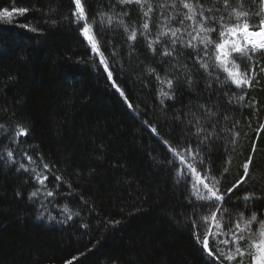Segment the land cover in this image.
Here are the masks:
<instances>
[{"label":"trees","instance_id":"trees-1","mask_svg":"<svg viewBox=\"0 0 264 264\" xmlns=\"http://www.w3.org/2000/svg\"><path fill=\"white\" fill-rule=\"evenodd\" d=\"M39 2L55 8L60 18L70 15L74 7L71 0ZM36 3L15 0L12 5L11 0H0V8H32ZM86 7L95 11L97 0H87ZM38 16L30 12L19 20L37 24ZM39 26L47 27L42 22ZM33 36L18 26L0 25V116L8 119L5 108L9 114L25 115L33 128L30 143L38 145L56 163V174L76 188L72 210H80L82 195L94 211L85 209L67 224L38 220L27 200L31 188L24 176L0 170V264H65L73 257H79L73 264H203L202 248L196 245L190 224L173 219V209L176 215L191 211L180 207L187 186L176 187L171 178L174 169L157 165L156 161L167 160L171 153L151 132V125L157 126L164 139L171 137L172 147L178 146L185 133L172 125L170 115L153 108L154 92L140 83L139 69L132 71L137 60L129 62L125 49V70L120 73L117 62L114 79L139 115L111 87L102 66L93 67L91 50L78 29L65 22L46 42L38 44ZM113 38L111 32L104 37L105 41ZM101 51L111 64V45ZM25 56L30 60L25 61ZM78 57L87 63H76ZM95 62L99 63V57ZM183 103H189L187 96ZM230 116L238 123L220 142L215 162L227 188L243 176V164L252 157L249 178L239 193L243 196L264 188V130L260 129L264 75ZM229 138L233 143H228ZM17 191L23 198L15 195ZM257 207L264 211V204ZM136 209L141 211L133 214ZM108 220L121 223L113 228ZM82 223L89 227L81 228ZM258 228L253 226L254 231ZM215 243L210 238L214 252Z\"/></svg>","mask_w":264,"mask_h":264},{"label":"snow or ice","instance_id":"snow-or-ice-1","mask_svg":"<svg viewBox=\"0 0 264 264\" xmlns=\"http://www.w3.org/2000/svg\"><path fill=\"white\" fill-rule=\"evenodd\" d=\"M11 3L15 5V0ZM71 3L70 15L62 18L55 8H45L39 0L32 8L2 7L0 25L30 32L38 44L46 42L65 22L75 27L91 50L93 67L98 70L103 66L111 87L124 98L128 109L139 115L114 79L117 62L119 72L125 70L126 49L128 61L137 60L132 71L139 69L140 83L154 92L153 108L170 115L172 125L185 133L178 146L172 147L171 137L164 139L157 126L151 125V132L171 153L167 160L156 161L157 165L174 169L171 178L176 187L187 186L180 207L191 211L176 215L173 209V219L190 224L195 243L202 248L203 264H264V212L257 207L264 204V188L239 194L249 178L252 157L243 164V176L227 188L215 162L220 142L238 123L230 113L264 75V0H97L95 11L86 7L87 0ZM30 12L39 13L37 24L20 22L19 18ZM40 22L47 27L39 26ZM109 32L114 38L105 41ZM108 45L112 47L111 64L101 51ZM95 57H99L98 64ZM23 59L30 60L27 56ZM75 62L87 63L79 57ZM186 96L187 105L183 103ZM4 114L8 119L0 116V170L24 176L31 188L27 200L37 213L36 219L67 224L85 209L94 211L82 195L80 210H72L76 188L56 174V163L50 162L38 145L30 143V121L22 112L9 114L5 108ZM260 129L264 130V124ZM228 143L233 141L229 138ZM252 151H256L255 143ZM99 152L103 154V144ZM15 195L23 198L21 191ZM120 223L107 221L113 228ZM254 225L259 226L258 231ZM80 227L87 229L89 225L82 223ZM210 238L216 242L215 252L209 247ZM78 259L73 257L65 264Z\"/></svg>","mask_w":264,"mask_h":264},{"label":"rangeland","instance_id":"rangeland-1","mask_svg":"<svg viewBox=\"0 0 264 264\" xmlns=\"http://www.w3.org/2000/svg\"><path fill=\"white\" fill-rule=\"evenodd\" d=\"M85 43L87 44V42L85 41ZM90 49V48H89ZM262 212H264V211H262ZM250 215V214H249Z\"/></svg>","mask_w":264,"mask_h":264},{"label":"bare ground","instance_id":"bare-ground-1","mask_svg":"<svg viewBox=\"0 0 264 264\" xmlns=\"http://www.w3.org/2000/svg\"><path fill=\"white\" fill-rule=\"evenodd\" d=\"M102 68H103V66H102Z\"/></svg>","mask_w":264,"mask_h":264}]
</instances>
